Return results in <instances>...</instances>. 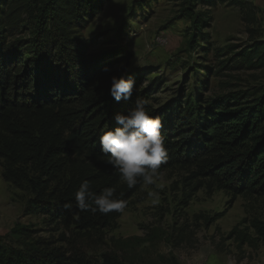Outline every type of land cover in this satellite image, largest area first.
Wrapping results in <instances>:
<instances>
[{
    "label": "trees",
    "instance_id": "trees-1",
    "mask_svg": "<svg viewBox=\"0 0 264 264\" xmlns=\"http://www.w3.org/2000/svg\"><path fill=\"white\" fill-rule=\"evenodd\" d=\"M180 1L191 6L237 2ZM102 8L103 0H0L2 178L28 193L29 215L46 216L51 225L80 232L111 227L121 215L78 212L75 193L83 181L97 194L115 187V198L126 201L127 207L139 191L142 184L129 189L120 182L99 140L102 132L117 127V113L127 114L137 98L149 100L158 84L153 80L150 89L138 90L136 83L128 102L111 98L116 71L102 55L89 52L90 41L80 35ZM187 16L195 34L191 41H197V34L205 38L202 28L207 13ZM231 60H240L239 68L247 70L264 68V43L244 49L220 67ZM105 67L110 71L105 72ZM243 96L238 92L211 101L189 94L150 110L162 119L166 138L168 161L161 169L192 167L193 176L227 190L232 197H263L264 88L250 100ZM68 203L71 210L64 207ZM250 228L251 233L237 227L228 238L239 248L257 249L264 244V222L254 220ZM30 238L23 227L12 230L8 242L0 237V264H123L116 255L104 254L95 261L81 252L56 247L55 242L27 241ZM60 238L59 242H66L64 235Z\"/></svg>",
    "mask_w": 264,
    "mask_h": 264
},
{
    "label": "rangeland",
    "instance_id": "rangeland-1",
    "mask_svg": "<svg viewBox=\"0 0 264 264\" xmlns=\"http://www.w3.org/2000/svg\"><path fill=\"white\" fill-rule=\"evenodd\" d=\"M197 13L209 17L202 28L206 37L197 34L192 42L195 34L187 14ZM80 35L90 41L89 52L102 55L116 76H133L138 90L158 82L148 100L152 111L189 94L216 101L243 92L241 98L250 100L264 88V68H239L240 60L220 67L244 49L264 43V0L218 1L214 6L103 0L102 11ZM161 172L155 185H141L111 227L80 232L51 225L46 216L29 215L30 196L3 180L0 161V237L8 239L12 230L23 227L31 235L27 241L55 242L95 261L104 254L116 255L123 264H264V244L239 248L228 238L237 227L251 233L252 221L264 222V196L232 197L193 176L192 167L177 165ZM60 235L65 243L59 242Z\"/></svg>",
    "mask_w": 264,
    "mask_h": 264
},
{
    "label": "clouds",
    "instance_id": "clouds-1",
    "mask_svg": "<svg viewBox=\"0 0 264 264\" xmlns=\"http://www.w3.org/2000/svg\"><path fill=\"white\" fill-rule=\"evenodd\" d=\"M103 70L110 71L107 67ZM135 89L133 76H113L109 95L117 103L128 102ZM149 104L148 100L137 98L127 114L117 113L114 116L117 127L100 135L101 152L107 156V163L119 174L120 182L129 189L138 184L155 185L162 175V165L168 161L166 138L161 131L163 122L160 117L150 114ZM115 193V187H108L97 194L85 180L75 193L76 209L78 212L103 215L123 213L127 203L115 198ZM148 195L153 197L156 193L149 192ZM64 207L71 210L72 204H65Z\"/></svg>",
    "mask_w": 264,
    "mask_h": 264
}]
</instances>
